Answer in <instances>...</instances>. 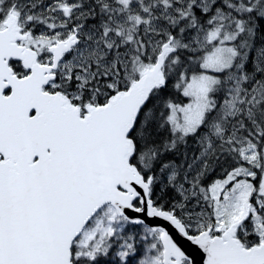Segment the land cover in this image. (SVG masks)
I'll list each match as a JSON object with an SVG mask.
<instances>
[{
  "label": "snow or ice",
  "instance_id": "snow-or-ice-1",
  "mask_svg": "<svg viewBox=\"0 0 264 264\" xmlns=\"http://www.w3.org/2000/svg\"><path fill=\"white\" fill-rule=\"evenodd\" d=\"M0 264H264V0H0Z\"/></svg>",
  "mask_w": 264,
  "mask_h": 264
}]
</instances>
